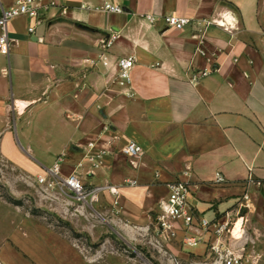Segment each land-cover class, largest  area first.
I'll return each instance as SVG.
<instances>
[{
    "label": "crops",
    "instance_id": "1",
    "mask_svg": "<svg viewBox=\"0 0 264 264\" xmlns=\"http://www.w3.org/2000/svg\"><path fill=\"white\" fill-rule=\"evenodd\" d=\"M36 1L38 17L7 24L0 54L4 158L42 178L54 167L75 174L137 223L156 215L171 182L188 183L208 218L248 194V235L264 261V0ZM15 2L0 0V13ZM168 15L190 23L166 28ZM125 57L135 64L120 86ZM131 143L139 155L123 153Z\"/></svg>",
    "mask_w": 264,
    "mask_h": 264
},
{
    "label": "rangeland",
    "instance_id": "2",
    "mask_svg": "<svg viewBox=\"0 0 264 264\" xmlns=\"http://www.w3.org/2000/svg\"><path fill=\"white\" fill-rule=\"evenodd\" d=\"M19 148L25 151L20 141ZM44 176L52 186L0 152V264H220L204 244L184 248L181 233L173 241L159 239L151 225L155 213L137 223L123 214L117 197L83 204L59 179ZM241 214L244 234L225 246L243 264H264L261 245L248 235L249 217Z\"/></svg>",
    "mask_w": 264,
    "mask_h": 264
},
{
    "label": "built area",
    "instance_id": "3",
    "mask_svg": "<svg viewBox=\"0 0 264 264\" xmlns=\"http://www.w3.org/2000/svg\"><path fill=\"white\" fill-rule=\"evenodd\" d=\"M40 9L41 5L36 0H16L14 6L1 10V55L7 56L9 54L7 24L11 20L21 16L36 18L38 17ZM102 9L109 12H122L121 7L110 4H106ZM147 19L153 23L157 18L154 16H147ZM161 20L166 28H174L177 30H183L190 23L189 19L177 15L163 16ZM33 32L34 28H29V33ZM102 63L104 66L108 65L106 58H103ZM134 64L135 58L133 57H125L117 62V80L120 86L130 84L131 72L134 68ZM89 147L94 148V144H90ZM123 153L129 156H137L141 153V148L131 143L123 149ZM87 159L94 166L101 163L98 155L89 154ZM48 174L59 179L58 184L69 190L73 194L75 200L83 204L93 203L102 189L100 187L88 188L75 174H70L63 178L59 176L56 167L50 169ZM219 179L220 178H218V180ZM39 183H47L48 186H52V184L47 181V178H39ZM167 187L168 196L159 205V211L151 222L155 234L159 239L173 241L176 240L181 233V243L184 248L189 249L204 244L207 246L209 256H211L215 262L220 264H243L242 256H237L234 250L227 249L225 244L229 242V240H237L233 231L239 220L242 221L240 228L241 238L244 234L243 227L246 218L244 214L241 213L243 210H246L245 214L247 215L250 211L251 205L248 194H244L241 199L238 200L236 214H234L235 210L231 209L219 216L208 218L197 213L190 204L189 198L192 190L188 183L176 181L169 183ZM111 193L117 195V189L111 188ZM234 215H236V218H234Z\"/></svg>",
    "mask_w": 264,
    "mask_h": 264
},
{
    "label": "bare ground",
    "instance_id": "4",
    "mask_svg": "<svg viewBox=\"0 0 264 264\" xmlns=\"http://www.w3.org/2000/svg\"><path fill=\"white\" fill-rule=\"evenodd\" d=\"M19 103V102H18ZM24 105L23 104H19V107L20 108H22ZM241 223H242V221L241 220H239L238 222H237V224H236V226H235V229H234V231H233V234L236 236V237H241V234H240V228H241Z\"/></svg>",
    "mask_w": 264,
    "mask_h": 264
}]
</instances>
